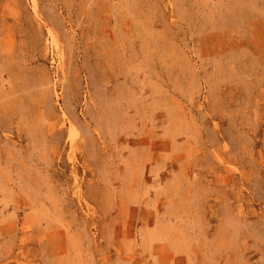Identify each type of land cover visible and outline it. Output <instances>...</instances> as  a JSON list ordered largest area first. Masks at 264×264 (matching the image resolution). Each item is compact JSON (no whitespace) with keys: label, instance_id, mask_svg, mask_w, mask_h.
Instances as JSON below:
<instances>
[{"label":"rangeland","instance_id":"1","mask_svg":"<svg viewBox=\"0 0 264 264\" xmlns=\"http://www.w3.org/2000/svg\"><path fill=\"white\" fill-rule=\"evenodd\" d=\"M0 264H264V0H0Z\"/></svg>","mask_w":264,"mask_h":264}]
</instances>
